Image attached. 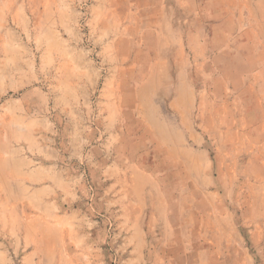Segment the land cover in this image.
<instances>
[{
    "label": "rangeland",
    "instance_id": "obj_1",
    "mask_svg": "<svg viewBox=\"0 0 264 264\" xmlns=\"http://www.w3.org/2000/svg\"><path fill=\"white\" fill-rule=\"evenodd\" d=\"M98 1L120 30L103 46L95 0H0V264H117L96 197L99 137L117 116L140 143L160 115L174 151H192L171 165L189 238L206 226L215 264H264V0H167L173 68L161 85L121 68L155 59L144 15L156 0Z\"/></svg>",
    "mask_w": 264,
    "mask_h": 264
},
{
    "label": "crops",
    "instance_id": "obj_2",
    "mask_svg": "<svg viewBox=\"0 0 264 264\" xmlns=\"http://www.w3.org/2000/svg\"><path fill=\"white\" fill-rule=\"evenodd\" d=\"M99 3L95 0L91 6L89 23L94 40L103 46L106 36H118L120 30L115 20H108L109 15L99 13ZM145 5L144 24L148 33L157 38L155 59L145 62L133 60L121 68L149 70L150 75L146 81L144 78L142 84H166L167 76L172 77L173 68L169 65L173 58L172 52L168 53L166 47L172 45V15L168 12L167 0L151 1ZM213 18L212 36L216 37L223 21L216 23V15ZM169 119L171 122V116ZM114 122L102 130L105 136L99 137L102 138L99 148L101 157L97 162L102 165V189L96 197H100L102 202L101 222L106 227L114 226L116 230L117 264H215L216 256L206 252L208 228L199 224V238L192 236L191 240L188 233L194 228L187 229V222L183 219L187 210L172 204L173 157L176 156L179 163L185 162L191 149L184 146L181 151L178 148L174 151L172 126L164 124L167 117L163 115L155 120L153 126L137 130L141 132L138 138L140 143L134 140L129 142L122 136L117 116ZM148 135L159 147H151ZM191 137L193 140H201L193 132ZM177 139L181 141L183 137L178 136ZM186 139L189 137L186 136ZM109 145L113 146L112 153L104 149ZM122 161L133 163L127 165L128 169L122 170ZM90 163L94 164L93 160ZM91 174L94 180L93 171ZM190 244L193 248H189Z\"/></svg>",
    "mask_w": 264,
    "mask_h": 264
}]
</instances>
